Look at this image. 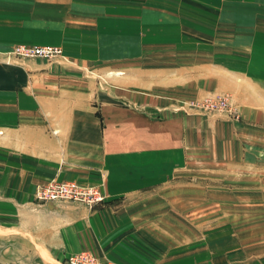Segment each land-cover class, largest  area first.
<instances>
[{"label":"crops","instance_id":"1","mask_svg":"<svg viewBox=\"0 0 264 264\" xmlns=\"http://www.w3.org/2000/svg\"><path fill=\"white\" fill-rule=\"evenodd\" d=\"M16 44L61 55L6 62ZM209 91L239 118L180 105ZM208 164L224 182L248 166L244 180L264 182V0H0V264L82 249L117 264H264V223L243 228L258 251L234 253L218 236L186 248L142 216ZM48 179L97 186L107 203L34 202Z\"/></svg>","mask_w":264,"mask_h":264},{"label":"rangeland","instance_id":"2","mask_svg":"<svg viewBox=\"0 0 264 264\" xmlns=\"http://www.w3.org/2000/svg\"><path fill=\"white\" fill-rule=\"evenodd\" d=\"M49 46L60 49L57 45ZM6 53L4 54L6 62L11 61L13 58H23L11 55L10 59L6 60ZM60 55L61 53L51 58L25 57L23 59L40 58L50 60ZM180 105L185 106V112L193 111L196 115H220L228 120L239 118L238 110L231 102L230 96L223 92L209 91L196 98L182 101ZM260 157L263 158V151ZM248 167L234 171L233 181L224 182L220 179H222L221 177H224L223 180L225 179L227 175L225 171H209L215 168H210L209 164L204 165L201 172L203 177L200 176L195 180L188 178V183H185L184 186L171 183L162 191L166 195L165 198L152 199L149 206L143 205V210H146L143 211L142 216L154 222L163 221L168 223L171 236L184 237L187 244L186 248H189V244H193L194 241L209 244L214 240L213 238L210 240L211 236H218L216 243L219 244L220 248L225 249L228 247L233 249L234 253H256L258 251L257 242L255 243L257 237L254 236H257V229L251 230L249 234L243 228L248 229L245 227L249 226L251 228L255 227V223H264V182L244 180L243 174H252ZM222 168L225 169V167ZM212 174L217 175L219 180H212ZM44 182L36 184L34 188ZM100 193L103 195L101 191ZM33 200L36 203H71L84 206L89 210L98 209L99 206L107 203L104 195L100 203L93 204L90 207L75 201L38 202L35 199ZM226 236L230 238L228 242H226ZM215 244L212 246L215 247ZM83 251L92 254L97 259L112 261L105 256L97 255L91 250L82 249L64 254L60 259V263L66 264L64 260L68 255Z\"/></svg>","mask_w":264,"mask_h":264},{"label":"built area","instance_id":"3","mask_svg":"<svg viewBox=\"0 0 264 264\" xmlns=\"http://www.w3.org/2000/svg\"><path fill=\"white\" fill-rule=\"evenodd\" d=\"M60 53V49L54 46L16 44L10 47L7 55L13 54V56L23 58H51ZM33 199L38 202L53 200L75 201L90 207L93 204L100 203L103 200V195L94 185L50 179L34 188ZM64 261L66 264H116L112 261L97 259L85 251L68 255Z\"/></svg>","mask_w":264,"mask_h":264},{"label":"bare ground","instance_id":"4","mask_svg":"<svg viewBox=\"0 0 264 264\" xmlns=\"http://www.w3.org/2000/svg\"><path fill=\"white\" fill-rule=\"evenodd\" d=\"M6 55H7V53H6ZM11 55H13V54H9V55H7V56H6V60H9Z\"/></svg>","mask_w":264,"mask_h":264}]
</instances>
